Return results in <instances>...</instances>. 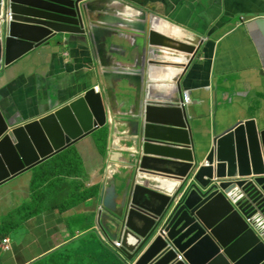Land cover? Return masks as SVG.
Returning <instances> with one entry per match:
<instances>
[{
  "label": "water",
  "instance_id": "obj_1",
  "mask_svg": "<svg viewBox=\"0 0 264 264\" xmlns=\"http://www.w3.org/2000/svg\"><path fill=\"white\" fill-rule=\"evenodd\" d=\"M113 1L119 0H0V71L62 33L90 66L89 77L102 83L99 92L85 85L24 123L0 101V185L112 118L129 145L122 162L128 178L119 192L114 178L101 187L95 224L110 242L123 238L122 264H264V130L240 121L214 137L205 162L182 159L195 149L197 116L174 93L157 90L152 78L167 64L161 49L185 55V70L203 40L160 34L155 14L121 0L123 10L138 11L124 17L122 9L106 7ZM136 175L149 184L159 180L146 189ZM171 177L177 187L167 184Z\"/></svg>",
  "mask_w": 264,
  "mask_h": 264
},
{
  "label": "crops",
  "instance_id": "obj_2",
  "mask_svg": "<svg viewBox=\"0 0 264 264\" xmlns=\"http://www.w3.org/2000/svg\"><path fill=\"white\" fill-rule=\"evenodd\" d=\"M123 1L155 14L159 33L178 40H203L185 71L184 62H174L183 61L185 56L174 52L170 54L174 63L166 61L169 64L153 75L157 89L165 94L187 91L188 109L197 116L192 133L195 149L184 150L182 159L188 154L201 164L214 137L240 121H254L258 130H264V0ZM113 6L120 8L121 4L113 1L106 5ZM168 24L176 31L165 29ZM66 36L58 33L0 71V101L18 123L36 119L77 96L85 85H100L101 89L100 79L89 77L90 66L75 55ZM189 117L185 114L186 121ZM109 120L110 126L87 134L0 185V264H25L47 257L89 233H95L115 252L95 224V208L99 207L95 198L106 178L115 179L116 192L124 187L128 167L122 162L129 145L121 141L125 133L119 129L117 133L114 120ZM64 154L69 159L60 171L58 162L64 160ZM110 169L111 177L106 175ZM158 180L155 176L152 184L145 179L139 182L147 189L155 187ZM178 180L171 177L167 184L177 187ZM57 188L62 205H48ZM5 238L9 240L8 251L1 249Z\"/></svg>",
  "mask_w": 264,
  "mask_h": 264
},
{
  "label": "trees",
  "instance_id": "obj_3",
  "mask_svg": "<svg viewBox=\"0 0 264 264\" xmlns=\"http://www.w3.org/2000/svg\"><path fill=\"white\" fill-rule=\"evenodd\" d=\"M97 237L95 233H89L68 243L61 248L68 247L65 254L56 262L52 260V264H122L115 252L109 250Z\"/></svg>",
  "mask_w": 264,
  "mask_h": 264
},
{
  "label": "clouds",
  "instance_id": "obj_4",
  "mask_svg": "<svg viewBox=\"0 0 264 264\" xmlns=\"http://www.w3.org/2000/svg\"><path fill=\"white\" fill-rule=\"evenodd\" d=\"M123 1V0H122ZM119 2H120V4H122L121 3V0H119ZM111 8V7H110ZM117 8V7H116ZM117 9H122L121 7L120 8H117ZM131 10V9H130ZM133 10V9H132ZM118 14L119 15H122V16H124V17H130V16H132V15H134V13L133 12H129L128 11V8H126L125 10H119V12H118ZM165 29H172L173 31H176L175 29H173V27H171L169 24H168V28H165ZM165 29H163V30H165ZM158 32V31H157ZM160 34H162V33H160ZM163 35H165V34H163ZM165 36H167V35H165ZM170 37V36H169ZM173 38V37H172ZM162 50V53L164 54L163 55V57H161L162 59H165V61L164 62H166V61H170V63H174V62H184L183 64L185 65L186 64V60H185V58H184V60L183 61H174V62H171V60H170V58H171V55L170 54H174V52L175 51H173L172 49H169V48H165V49H161ZM175 53H178V52H175ZM198 53V52H197ZM179 54H181V53H179ZM183 55V54H182ZM197 55V54H196ZM185 56V55H184ZM195 58V57H194ZM193 61V60H192ZM191 61V62H192ZM190 62V63H191ZM167 63V62H166ZM169 63H167L165 66H164V68L168 65ZM171 65H173V64H171ZM184 65H182L183 66V71H185L184 70ZM190 65V64H189ZM154 78V77H153ZM153 78H152V80H153ZM153 82H154V84H155V81L153 80ZM95 86V85H94ZM94 86H93V88H94ZM155 87H156V84L154 85ZM100 88V87H99ZM156 89H157V87H156ZM94 90V89H93ZM158 90V89H157ZM95 92V91H94ZM99 92V91H98ZM174 97H177V98H179V100H180V103H179V105L180 106H185L186 108H189V106H188V104H189V97H188V92L187 91H184V92H181L180 91V93L179 94H174L173 95ZM109 124H111V121L109 120ZM124 133V132H123ZM120 136V135H119ZM194 140V139H193ZM127 148H129V147H127ZM125 157V156H124ZM205 162V161H204ZM203 163V162H202ZM200 163H198V165H199ZM109 174V175H108ZM106 175H108L109 177H111V176H113V169H110V170H107V173H106ZM107 177V176H106ZM113 179V178H112ZM138 179V180H137ZM170 180V179H169ZM108 181H110V179L109 178H106L105 179V185L107 184V182ZM139 181H144V179L142 178V177H140V176H138V175H136V180H135V183H137V184H139V185H142V183L141 182H139ZM190 181V180H189ZM187 186L188 185H186L183 189H181L180 191H179V193H178V195L180 194V192L181 191H185L186 192V190H187ZM185 188H186V190H185ZM185 192H184V194H185ZM99 193H100V190H99ZM99 193H98V195L96 196V198L95 199H97L98 200V197H99ZM184 194H183V196H184ZM178 195H177V197H178ZM182 196V197H183ZM96 204L99 206L98 207V210L95 208V212L96 211H101L102 210V208H101V206L97 203V201H96ZM5 239H7V238H5ZM4 240V239H3ZM3 240H2V244H1V249L3 250V251H8L9 250V246H8V244H9V240H8V244H7V246H8V249H3V247H4V244H3ZM113 243L114 242H110L109 241V239H108V244H110L113 248V250H115L114 249V246H113ZM121 244V243H120ZM114 252V251H113ZM116 252V251H115ZM116 255H117V252H116ZM41 259V258H40ZM40 259H34V260H30L29 262H27V263H25V264H33V263H35V262H37L38 260H40Z\"/></svg>",
  "mask_w": 264,
  "mask_h": 264
},
{
  "label": "rangeland",
  "instance_id": "obj_5",
  "mask_svg": "<svg viewBox=\"0 0 264 264\" xmlns=\"http://www.w3.org/2000/svg\"><path fill=\"white\" fill-rule=\"evenodd\" d=\"M2 5H3V2H2ZM99 11V8H97L96 9V11H94V12H98ZM194 127H196V125L194 124ZM96 136V135H95ZM67 154V153H66ZM66 154H64V155H62V157L64 158V160H61L60 159V161L58 162L60 165H59V167L60 168H62V169H59L60 171L61 170H63V166H65V160L66 159H69L68 157H67V155ZM45 162V161H44ZM43 162V163H44ZM66 168V167H65ZM32 169V168H31ZM56 169H50V171L51 172H54ZM97 194V193H96ZM56 198H58L57 199V201H55V199ZM61 199V196H60V194H59V192H58V188L57 189H55L54 191H53V196H51L50 197V201H51V203L50 204H48V205H56V203H57V205H62V202H59L58 200H60ZM32 208H34V207H32ZM79 221V220H78ZM78 221L75 223V225L76 226H78ZM79 227V226H78ZM9 235H11V234H9ZM94 246H97V245H94ZM68 249V247H65V248H63V249H61V250H58V251H56V252H54V253H52V254H50L49 256H47V257H44V258H41L40 260H38L37 262H35V263H33V264H52V260H54L55 262L57 261V259L60 257V256H62L63 254H65V252H66V250ZM115 249V248H114ZM115 251L117 252V249H115Z\"/></svg>",
  "mask_w": 264,
  "mask_h": 264
},
{
  "label": "built area",
  "instance_id": "obj_6",
  "mask_svg": "<svg viewBox=\"0 0 264 264\" xmlns=\"http://www.w3.org/2000/svg\"><path fill=\"white\" fill-rule=\"evenodd\" d=\"M7 16H8V18L10 19V16H11V15H10V14H7ZM99 86H100V85H95V86H94V91H95V92L100 91ZM185 190H186V188H185ZM184 192H185V191H181V192H180V194H179L178 197L176 198V201H179V200L182 198ZM3 244H4L3 249H8V246H7V244H8V239H4V240H3ZM178 259H181V256H180V255H178Z\"/></svg>",
  "mask_w": 264,
  "mask_h": 264
},
{
  "label": "bare ground",
  "instance_id": "obj_7",
  "mask_svg": "<svg viewBox=\"0 0 264 264\" xmlns=\"http://www.w3.org/2000/svg\"><path fill=\"white\" fill-rule=\"evenodd\" d=\"M165 84V83H164ZM163 87V86H162ZM185 178H183V180H184ZM182 182V181H181ZM128 223H129V225H132V224H134V221H128ZM123 238H121V239H118L117 241H114V243H113V246H114V248L115 249H120L121 248V244H120V241L122 240Z\"/></svg>",
  "mask_w": 264,
  "mask_h": 264
}]
</instances>
